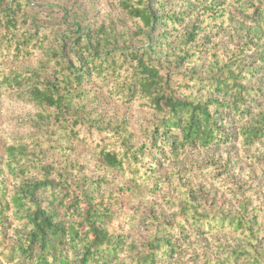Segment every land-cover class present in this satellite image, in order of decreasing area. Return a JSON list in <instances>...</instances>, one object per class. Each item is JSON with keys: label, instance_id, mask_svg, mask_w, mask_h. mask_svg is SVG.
Here are the masks:
<instances>
[{"label": "trees", "instance_id": "obj_1", "mask_svg": "<svg viewBox=\"0 0 264 264\" xmlns=\"http://www.w3.org/2000/svg\"><path fill=\"white\" fill-rule=\"evenodd\" d=\"M198 1L118 0L133 23L126 29L71 8L0 0V89L33 109L31 132L0 147V264H172L195 237H211L214 252L187 264H264V229L239 188L231 202L203 192L197 200L193 189L166 196L171 215L147 218L141 250L126 241L137 215L123 201L142 195L163 163L196 148L264 142L263 68L245 62L249 45L218 54L201 43L202 22L177 34L189 11L168 8ZM97 93L149 111L143 137L104 122ZM79 147L103 175L88 174ZM109 174L126 185L106 188ZM124 252L134 253L128 263Z\"/></svg>", "mask_w": 264, "mask_h": 264}, {"label": "rangeland", "instance_id": "obj_2", "mask_svg": "<svg viewBox=\"0 0 264 264\" xmlns=\"http://www.w3.org/2000/svg\"><path fill=\"white\" fill-rule=\"evenodd\" d=\"M117 1L36 0L38 10L42 12L55 11L56 8L48 7V4H52L60 9L71 8L74 14L82 15L86 22L109 18L125 22L126 29L132 28L133 23L126 21L124 14L118 9ZM175 7L168 9L176 13L189 11L183 16L185 21L181 26L176 24L177 34H183L193 23L202 22L201 43L207 42V46L212 47L218 54L231 55L238 47L243 48L245 43L248 44L244 60L256 67L262 66V79L258 76L256 80L264 83V23L255 21L256 14L260 10L264 11V0H219L216 6L209 0H200L191 10L188 6ZM18 64L15 62L13 65ZM28 64L29 62L24 61L22 66ZM99 94L102 105L98 106L96 112L103 114L104 122H123L128 131L133 132L137 138H142V128L153 119V115L139 108L137 104L123 106L118 100L109 98L104 93L94 94L93 98ZM98 101L96 99L93 106H96ZM32 115L33 109L30 106L17 100L15 94L5 93L0 89V147L11 143L16 137L29 134V118ZM75 155L87 165L89 175L98 177L105 172L100 164L91 158L88 150L83 151L79 147ZM108 178L112 184L106 188L126 185L124 180L113 179L110 174ZM237 188L248 191L252 196V205L257 208L259 224L264 229V142L245 147L241 140H237L225 145L188 150L179 160L163 163L156 179L142 195L135 194L131 199L123 201L127 208L134 210L137 215L135 225L125 234L126 241L137 246L136 252L141 250L148 224L147 218L150 215H163L166 218L171 215L170 206L164 201L166 196H185L189 189H193L197 200H200L203 194H208L206 197L212 199L215 196L217 203L231 202L232 192ZM12 240L11 235L9 241ZM206 241L198 240L197 237L191 238L178 251L172 264H187L201 251L214 252L215 244L211 237ZM133 254L124 252L121 260L128 263Z\"/></svg>", "mask_w": 264, "mask_h": 264}]
</instances>
